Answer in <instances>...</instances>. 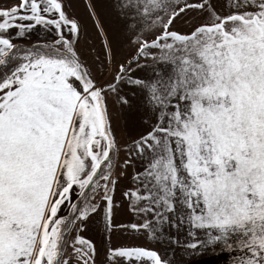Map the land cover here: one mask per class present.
Returning a JSON list of instances; mask_svg holds the SVG:
<instances>
[{"label":"snow or ice","instance_id":"1","mask_svg":"<svg viewBox=\"0 0 264 264\" xmlns=\"http://www.w3.org/2000/svg\"><path fill=\"white\" fill-rule=\"evenodd\" d=\"M70 8L0 0V264H264V0H89L98 50Z\"/></svg>","mask_w":264,"mask_h":264},{"label":"rangeland","instance_id":"2","mask_svg":"<svg viewBox=\"0 0 264 264\" xmlns=\"http://www.w3.org/2000/svg\"><path fill=\"white\" fill-rule=\"evenodd\" d=\"M71 8L69 9L70 15L75 16L84 25V32L81 36V43L79 47L81 48H95L99 49L101 47V38L98 37L97 31L94 28V22L89 19V12L87 5L89 0H70ZM91 3L95 5L97 14L99 15L100 21L105 25V29L109 33L110 39H115L118 34V29L122 27L120 21L116 18V14L112 8V0H91ZM40 36L46 39H51V33H32L31 39L34 41ZM140 73H137L139 75ZM125 92L130 90L126 87L123 89ZM130 99H133L130 96ZM110 111L113 113V127L116 131L117 140L121 146L127 144L131 139L138 137L141 133L147 131L148 126L145 125L141 119V113L135 108L131 112H126L124 115L128 117V123L125 125L123 121H117V114L120 113V107L116 103L115 98L109 101ZM126 153L121 152V158H126ZM131 171V168H129ZM119 195V193H118ZM116 219H127V216L123 211H118ZM85 238L90 239L97 243L99 246L101 240V234L95 230V228H90L88 232L83 233ZM113 243H140L143 244V238L139 240H133L127 236H113ZM203 259L210 260L211 264H229V257L226 253H221L218 256H209ZM99 264V260H98Z\"/></svg>","mask_w":264,"mask_h":264}]
</instances>
